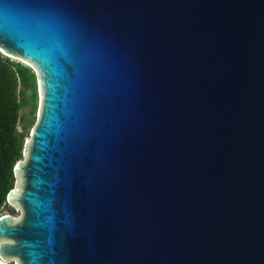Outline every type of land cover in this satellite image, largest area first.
<instances>
[{
	"label": "water",
	"instance_id": "1",
	"mask_svg": "<svg viewBox=\"0 0 264 264\" xmlns=\"http://www.w3.org/2000/svg\"><path fill=\"white\" fill-rule=\"evenodd\" d=\"M0 51L39 104L0 264H264V0H0Z\"/></svg>",
	"mask_w": 264,
	"mask_h": 264
},
{
	"label": "trees",
	"instance_id": "2",
	"mask_svg": "<svg viewBox=\"0 0 264 264\" xmlns=\"http://www.w3.org/2000/svg\"><path fill=\"white\" fill-rule=\"evenodd\" d=\"M38 104L37 78L28 64L0 51V216L15 186V165L22 160L27 133L19 129L20 111Z\"/></svg>",
	"mask_w": 264,
	"mask_h": 264
},
{
	"label": "rangeland",
	"instance_id": "3",
	"mask_svg": "<svg viewBox=\"0 0 264 264\" xmlns=\"http://www.w3.org/2000/svg\"><path fill=\"white\" fill-rule=\"evenodd\" d=\"M11 59L13 60L14 58H11ZM38 106L39 104H37V107L34 113H32V109H33L32 104L27 105L26 107L22 108L20 111L23 118H22V121H20L19 123V129L22 131H25L28 135L27 137H25L24 149H25L26 143L30 141L32 129L34 128L39 118V107ZM24 155L25 153L23 150V158H24ZM2 214H11L15 217V219H19L22 217L23 210L20 207L15 206L13 203L7 202V204L2 210ZM7 264H16V260L14 258L9 259L7 261Z\"/></svg>",
	"mask_w": 264,
	"mask_h": 264
},
{
	"label": "snow or ice",
	"instance_id": "4",
	"mask_svg": "<svg viewBox=\"0 0 264 264\" xmlns=\"http://www.w3.org/2000/svg\"><path fill=\"white\" fill-rule=\"evenodd\" d=\"M17 167H19V166L17 165Z\"/></svg>",
	"mask_w": 264,
	"mask_h": 264
},
{
	"label": "bare ground",
	"instance_id": "5",
	"mask_svg": "<svg viewBox=\"0 0 264 264\" xmlns=\"http://www.w3.org/2000/svg\"><path fill=\"white\" fill-rule=\"evenodd\" d=\"M30 142V141H29Z\"/></svg>",
	"mask_w": 264,
	"mask_h": 264
}]
</instances>
